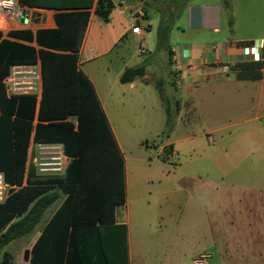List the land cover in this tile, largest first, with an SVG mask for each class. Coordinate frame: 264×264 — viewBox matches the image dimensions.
Here are the masks:
<instances>
[{"label":"crops","instance_id":"1","mask_svg":"<svg viewBox=\"0 0 264 264\" xmlns=\"http://www.w3.org/2000/svg\"><path fill=\"white\" fill-rule=\"evenodd\" d=\"M111 1L114 7L107 21L95 14L96 2L90 9V21L80 46L78 66L93 84L124 157L126 203L122 206L121 213L117 209L116 219L118 223L127 225L129 263L183 264L180 257L182 248L175 242V238L181 232L184 235L191 222L192 230L202 228V234L195 233L194 237L197 236L199 248L204 245L200 254L206 255V264H210L209 259L213 256L205 254L203 250L210 247V233L211 244L215 243V218L212 216L214 199L216 190L223 188L229 192L230 218L239 215L237 221L244 222L245 231L234 237L233 244L230 243V253L227 251L225 254H218L222 264H232L228 263L231 257L235 260L234 264H264V199L254 196L256 189L224 181L232 172L240 174L241 171H246L241 165L245 163L247 154L241 148L229 151L221 148V144L230 141L237 144L249 140L254 143L264 141V136L257 134L253 127H245L244 132L236 135L224 136L230 126L250 125L252 122H257L264 130L261 122L264 119V0ZM29 8V21L24 24L20 22L14 30L0 31L2 39H9L7 33L10 31L30 30L35 34L39 29L57 27L56 10ZM138 12L142 15L135 26L140 31L133 33L134 22L131 16ZM161 27L168 28V37L172 42V55L168 58L172 62L174 73L171 72V76L174 80L169 84L181 105L188 106L196 119L205 120L200 128L185 131L183 137L177 141L171 140L162 147L163 152L165 148L171 147L170 155L178 159L179 153L174 147L177 146L183 153V164L191 162L192 165L172 188L165 173L156 175L157 177L150 174L142 176L138 172L130 175L127 159L107 111V108L112 109L116 84L121 89H134L138 79L127 84L120 83V76L130 67L129 62L135 53L125 60V51L117 49L131 36L137 39L140 46L137 56L149 55L150 52L142 48L143 41L150 32L157 36ZM9 40L27 44L17 39ZM30 45L38 48L35 41ZM113 55L123 65L117 67L111 82L105 70H110L112 61L108 59ZM251 62H263L261 79H237L234 67ZM35 65L40 67V60ZM150 65L149 61L145 66V75L141 77L142 81L147 79ZM159 81L161 82V78ZM151 82L157 85L156 79ZM41 90L42 81L40 93L36 95L38 101ZM233 111L240 117L249 114L251 117L233 124L228 123L230 120L227 118ZM216 117L220 119L217 120ZM201 137L213 138V141L208 140L212 144L208 145V150L205 147L201 151L203 154L196 149L197 141H200L197 139ZM35 145L38 144L31 143L29 159ZM46 145L63 149L62 145ZM143 182L152 186L148 194L142 188ZM248 218L255 221L251 232L246 230ZM166 226L172 227V246H165L167 240L163 229ZM190 262L194 264L193 259ZM26 264H29L28 261Z\"/></svg>","mask_w":264,"mask_h":264},{"label":"trees","instance_id":"2","mask_svg":"<svg viewBox=\"0 0 264 264\" xmlns=\"http://www.w3.org/2000/svg\"><path fill=\"white\" fill-rule=\"evenodd\" d=\"M36 9L56 10L53 29L0 32V174L10 186L0 202V264H13L5 250L33 232L45 211L59 207L28 251L29 264H130L128 230L116 211L126 203L123 154L93 84L78 66L79 51L96 2L95 14L107 21L111 0H20ZM168 34L167 29H160ZM35 41L38 48L31 46ZM172 55L168 48V57ZM40 60L41 97L10 96L4 80L11 67ZM263 62L234 67L239 80H259ZM145 75V65L120 76L127 84ZM172 86L175 84L172 82ZM167 126L172 125L169 100ZM177 105L178 101L175 102ZM179 112V108H176ZM31 143L63 146L69 163L62 175L40 176L29 161ZM171 147L165 153L171 154Z\"/></svg>","mask_w":264,"mask_h":264},{"label":"rangeland","instance_id":"3","mask_svg":"<svg viewBox=\"0 0 264 264\" xmlns=\"http://www.w3.org/2000/svg\"><path fill=\"white\" fill-rule=\"evenodd\" d=\"M155 36L150 32L147 39L143 41V49H147L150 54L146 56H137V51L140 50L137 39H133L131 36L121 43V46L117 50H124L125 60H128L133 53L134 57L129 62L130 67L138 65H147L150 61L149 73L147 79L142 81L141 78L136 80V87L134 89H121L119 84H116L114 89V99L111 102L112 109L107 108L110 119L112 121L116 136L120 142L122 151L127 159V165L130 175L140 173L142 176L147 174L157 177L156 175H167L168 183L171 188L174 187L176 181L180 178L183 173H186V169L191 167V162H184L183 153L174 146L179 153V158L163 152L162 147L169 143L171 140H178L183 137L185 131H192L201 127L205 120H198L192 112L189 111L186 105H181V101L177 98V95L171 88L169 82L173 79L171 76L172 62L168 58V48L171 46V40L168 34L157 33ZM157 42V46L155 43ZM125 44V45H123ZM117 56L113 55L109 57L112 63L109 65L110 70L105 73L109 77L110 81L113 82V74L117 67L123 65L117 61ZM161 76V77H160ZM161 78V82L159 81ZM156 79L157 85L163 90L164 97L169 100V109L172 114V125L167 126V113L165 104L163 103L159 88L154 85L151 80ZM124 91V93H122ZM178 101L177 105L175 102ZM179 108V112H176V108ZM182 109V111H181ZM245 112V110H244ZM242 113V112H240ZM246 113H250L246 111ZM220 117V116H219ZM216 117L217 120L220 118ZM251 114L247 116H239L234 111L228 116V123H235L243 121L246 118H250ZM225 122L227 120H224ZM264 124V119L261 120ZM183 124V127L182 125ZM246 128L253 127L257 134L264 136V130L258 126L257 122H252L250 125H239L230 126L224 136L229 134L236 135L244 132ZM210 141H213V138ZM206 137L198 138L196 149L202 151L205 147L208 150V145H212ZM233 149L241 148L242 151L247 154L245 159V165L242 164L246 171H241L240 174L232 172L226 176L224 180L226 183H234L239 186H244L256 189L254 196L264 199V141L262 143H254L251 140L247 142L238 143L234 141L226 142L221 144V148ZM61 152V155H59ZM232 152V150H231ZM201 154H203L201 152ZM233 154V153H232ZM57 157V158H56ZM60 157V159L58 158ZM234 158V157H233ZM36 167V172L40 176H54L62 175L69 163V159L63 153V149H48L47 147L35 145L32 151V156L29 159ZM233 163V161H232ZM164 182V181H163ZM146 194L150 192L152 186L143 182V187ZM9 188H5V183L0 177V202L8 195ZM229 192L226 189L220 188L216 190L215 207L212 216L215 218L214 223V241L211 244V233H210V247L203 250L205 254L212 255L213 258L209 259L210 264H222L221 258L218 256L219 253L225 254L229 252L230 243L233 244V239L237 234L244 233V222L237 221L238 216L230 218L229 215ZM64 196L51 205L43 214L39 224L35 230L15 241L10 243L5 250L9 251L13 256V264H26L27 254L31 248L33 241L36 239L38 234L41 233L42 229L52 217L53 213L61 204ZM122 207L118 208V212H122ZM238 214V213H237ZM255 221L248 218L246 224L247 232H251L252 225ZM172 228V227H171ZM166 226L164 230V238L167 240L165 246H172L174 236H172V229ZM202 228H195L192 230V223L189 222L187 231L182 232L175 238V242L182 248L180 257L183 264H191V260L201 258V248L204 245H200L197 241V236L194 237L195 233L200 232L202 234ZM263 234H264V223H263ZM201 238V237H199ZM208 238V239H209ZM202 239V238H201ZM202 242V241H201ZM175 246V244H174ZM224 256V255H223ZM230 258L228 263L234 264L235 260ZM226 263V262H225Z\"/></svg>","mask_w":264,"mask_h":264},{"label":"built area","instance_id":"4","mask_svg":"<svg viewBox=\"0 0 264 264\" xmlns=\"http://www.w3.org/2000/svg\"><path fill=\"white\" fill-rule=\"evenodd\" d=\"M30 11V8L22 5L20 0H0V31L14 30L20 22L22 24L27 23L30 19ZM140 15H142L141 12H138L131 16L134 22V25H132L133 33H139L140 31V28L135 26V24H138ZM41 81V71L38 65L19 64L12 66L9 76L4 80V84L7 94L10 96L38 95ZM40 146L53 150L57 148V146L49 145ZM58 158L60 159V157ZM6 187L10 189V186L5 183ZM206 259L207 256L202 255L201 258L194 260V264H206Z\"/></svg>","mask_w":264,"mask_h":264}]
</instances>
